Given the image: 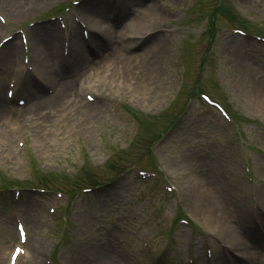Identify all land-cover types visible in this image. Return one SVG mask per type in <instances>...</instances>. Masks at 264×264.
Masks as SVG:
<instances>
[{
  "label": "rangeland",
  "instance_id": "rangeland-1",
  "mask_svg": "<svg viewBox=\"0 0 264 264\" xmlns=\"http://www.w3.org/2000/svg\"><path fill=\"white\" fill-rule=\"evenodd\" d=\"M69 1L71 0H43L37 6L34 5L37 2L33 1L23 8L18 5L15 7L18 8L17 11L6 9L15 18H6L11 24H17L26 32V28L22 27L24 23L28 24V27L55 23L56 21L46 20L30 25L32 18L40 14L43 17L46 11L47 14L61 11ZM200 1L206 4L200 5L198 3ZM219 1L173 0L170 6L165 5L161 9L163 17L158 25L160 28L157 27L168 39V49L156 69L158 78L154 81H141L142 87L139 93L134 92L132 83L125 86L118 83L117 88L108 86V91L105 86L106 88L101 91L97 80H86L85 85L82 80L77 84V89L96 85L97 97L102 95L104 99L100 102V112L95 116L88 117L83 109H79L72 112L66 120L54 118L56 115H53L50 121H45L48 123L45 128H41V124L37 125L41 119L25 122L20 134L13 139L12 149L0 150V172L13 181V186L20 189L22 194L16 205L11 201L13 191L0 192V232L9 224L13 226L10 218L12 209L20 210L22 204L29 200L36 207L28 222L40 228L30 229L31 241L39 242L38 238L42 237L43 245H48V250L52 249L60 239L63 227L60 222L58 225L56 222L52 223L48 211L49 207L55 206L56 203L53 199L44 202L37 197V194L23 191L24 188H20L19 184L25 186L47 184L51 189L60 187L62 190H73L70 188L108 181L114 174L106 170L102 164L106 156L112 155L117 150H120L119 155L125 158V165L138 163L144 168H152L151 158L146 153V148L151 146L154 140L149 135L142 134V140L144 136L148 137L144 144L138 142L135 148L142 146L135 151L130 152L132 149L124 151L130 146L129 144L134 146L141 134L134 139L137 124H130L129 116L119 104L147 115L145 117L147 124L143 125L146 126L145 130L150 129V125L158 122L150 116L167 112L172 103L171 110L175 109L176 114L182 111L187 100L193 98L190 96L193 85L198 83L199 90L210 92L224 103H232L234 106V100L239 108L234 106L236 113H239L243 119L252 117L260 126L256 127L255 124H248L242 120L239 131L243 130V132L238 136L234 125L224 124L216 114L203 108L197 99H191L178 126L165 134L162 141L154 144L158 159L164 162L165 175L169 180L162 178L160 184L151 182L152 179L142 182L130 172V175L122 181H112L109 186H105L100 195L91 196L90 199L88 196L79 198L72 217L74 225L68 229V240L65 244L60 242L55 251L64 258L66 264H91L93 259L96 260L101 256V252L107 255L106 258L104 257L105 264H187L186 261L192 250L196 262L204 264L201 258L204 238L193 235L192 229L184 224H178L175 231H171L170 227V218L182 208V212L202 231L207 232V229H212L205 217L197 213L199 208L195 201L197 195V191H194L195 177L211 183L214 186L210 187L211 192L214 191L215 196L220 194L230 202H236V207L243 206L245 210L243 216L228 212L223 217L226 220L225 224L236 233L243 228L244 234L248 235L247 226L253 220L251 210L254 209L251 206L255 198L259 202L258 190L264 184V174L260 172V168L264 166V158L252 151L254 147L264 152V110L257 107L258 101L247 100L239 80L243 68L251 64V69L255 72L254 77L257 75L259 78L264 93V46L249 38L242 39L232 35L229 27L235 24L228 20L230 19L228 14L218 12L215 20L217 36L212 51L208 52L207 42L200 39L202 32L207 28L206 15L211 11L214 13L213 9L219 4L223 8H229V5L225 6L224 0L221 3ZM233 2L237 8L235 10L253 22L255 29L250 28L255 31L253 33H256V29L264 32V0H233ZM1 3L5 2L1 1ZM123 4L134 9L131 0H123ZM103 5L104 2L99 6L100 9ZM54 6L55 10H51ZM79 6L80 4L77 5ZM135 14L137 11H134ZM15 30L16 26L7 27L0 34V40ZM263 32L256 34L263 35ZM205 55L210 58L211 63L201 67L200 61ZM19 59L21 60L22 56ZM85 59L78 61L73 69H78ZM212 69L214 71L211 74ZM7 77L4 78V84L0 89L2 98L6 97ZM183 84L185 86L181 92L182 96H178L174 105L173 100L178 94L180 85ZM217 84L220 86V91L227 93H220ZM83 93L81 98L88 103H94L85 99ZM19 97H25L24 91L19 93ZM67 100L68 98L65 99ZM15 106H18L17 103ZM46 108L47 106H42L35 109V112L47 110ZM155 126L163 127L159 123ZM76 146L84 148L81 159L86 155L87 162L94 165V170L91 168L93 171L84 172L82 176L79 175L72 180L65 176V172L74 174L82 164L81 161L75 160ZM251 155L255 169L252 166L254 172L248 175L245 164L249 160L246 157ZM181 159L184 160V164L175 169L173 165H177L176 162ZM116 162L114 160V164ZM249 163L251 164V160ZM25 180L29 182L23 183ZM169 182L175 184L176 192L168 193L165 187L163 188V185ZM244 215L248 221L244 219ZM104 223L108 225L107 228L99 227ZM11 229V234L6 233L7 240L15 233L14 228ZM172 236V243L167 245L165 239ZM248 236L251 234L249 233ZM190 237L192 240L195 239L193 243H190ZM240 237L244 240L242 235ZM6 239L0 237V247L9 249V240ZM143 243H148V247L145 248ZM246 243L248 244L247 241L243 244ZM213 244L214 257H216L221 251L215 246V242ZM162 246L167 247V254L164 258L156 260L160 257L157 251ZM215 247L218 250H215ZM45 251L43 248L42 252ZM0 260V264H4L5 255L0 257ZM216 264L222 263L216 261Z\"/></svg>",
  "mask_w": 264,
  "mask_h": 264
},
{
  "label": "bare ground",
  "instance_id": "bare-ground-1",
  "mask_svg": "<svg viewBox=\"0 0 264 264\" xmlns=\"http://www.w3.org/2000/svg\"><path fill=\"white\" fill-rule=\"evenodd\" d=\"M3 1H5L3 7L9 11H17L18 8L15 7H18V5L23 8L26 5L32 4L33 1L37 2L34 4L35 6L43 2V0H26L25 2L27 3L22 0ZM103 1L104 0H89L83 6L81 5L78 7V11H75L79 17H83V20H86L89 24L91 32L88 44L91 46H95L96 44V48H92L91 50H93V53L95 52L97 55L102 56L101 58L93 60L83 72H77V70H74L73 65H76L81 59L92 55L88 54L85 50V41L79 33L78 25V27L74 26L70 36V60L62 57V51L61 53L59 52V50H61L60 46L62 42L59 32L52 29L53 34L47 33L40 35L37 31V35L35 36L32 45V60L35 64V69L41 78V87L45 88L46 86H51L54 88V93L34 101L26 107V112H34L35 114H38V112H35V109L47 106L46 109L51 110L48 114L49 117L47 116V121H50L53 118V115L62 114V116L68 118L72 113V110L65 109L63 106L64 101L72 95L75 96V93L77 92L76 86L82 80L84 81V84L86 80H99L104 84L108 83V86H112L113 88H117L118 83L123 86L132 83L134 92L139 93L142 87L141 81H154L158 78L156 75V69L161 64V59L167 50L168 41L163 34L156 31V28L163 17L161 9L165 5L171 4L173 0H131L134 9L124 6L122 2L115 3L116 0H114L112 10L119 11L113 23L108 21V15L110 14L111 9L106 5H103L101 9L99 7L102 5ZM134 11H137V14L134 15ZM92 15H95V17H92ZM148 32L154 33L145 37ZM98 33L103 34L105 40L99 42L96 39L99 37L97 35ZM135 37H142L141 42L135 40ZM132 46L135 49H140L139 46H141V51L132 55L128 54L127 49ZM0 53L1 89L4 84V78L12 73L18 64V61L14 59L13 50L10 46L4 47ZM67 61L68 63L65 68L71 72L68 78L64 77L63 73L61 74L60 67V62ZM244 68L240 73V87L245 91V96L248 101H258L257 107H261L264 110V93L262 91V84L254 78V70L251 69V64H247ZM146 75L149 78L146 77ZM28 81L33 84L37 83V81L31 77L28 78ZM56 82L58 83L57 87ZM38 85H40V82ZM76 97H78V95H76ZM8 104L9 103L6 100L0 98V149H12L14 143V130L11 125L14 122L15 116L11 108L8 107ZM72 104L73 105L68 106V108L76 106L89 112V115H95L94 113H96L94 105L84 103L82 106L81 100L75 99L72 101ZM97 107L99 109V106ZM59 111L62 112L57 114ZM86 112L85 114H87ZM183 164L184 160L173 166L177 169V167H180ZM263 167L260 168L261 174H264ZM207 177H209V175H207ZM186 181L187 180H185V182ZM194 185V191H197L195 201L197 202V208H199L197 213L202 214V216L205 217L212 226V229L217 232L227 244L231 245L234 249H239L240 253L243 255L244 252L248 253L250 249L248 246H242L244 241L240 235L236 233L234 229L225 224L226 220L223 215L229 211L225 209L220 198L214 195V191L211 192L212 190L210 187L214 186H212L211 183H208L207 180H199L196 177L194 178ZM261 201L264 205V190L261 194ZM238 211L241 216L245 213V210L241 205ZM244 219L248 221L245 215ZM249 228L250 231L253 232V238L256 241L257 248L255 252L259 258H255L254 261L246 259L242 261L233 258L235 264L263 263L264 216L260 215L258 224H253V227L250 226ZM10 230L11 229H9V231ZM2 249H4V247L1 246V250ZM106 256L107 255H105V257ZM217 259L221 263H224L223 260L225 258L221 257V255L218 256ZM256 259L259 262L256 261ZM31 260L34 262L35 259L31 258Z\"/></svg>",
  "mask_w": 264,
  "mask_h": 264
}]
</instances>
